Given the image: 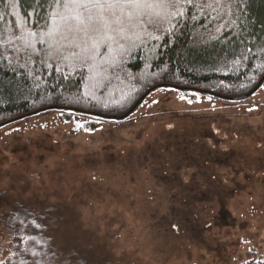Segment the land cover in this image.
I'll list each match as a JSON object with an SVG mask.
<instances>
[{"label": "rangeland", "instance_id": "374dc122", "mask_svg": "<svg viewBox=\"0 0 264 264\" xmlns=\"http://www.w3.org/2000/svg\"><path fill=\"white\" fill-rule=\"evenodd\" d=\"M84 120L52 107L0 125V262L21 204L55 219L36 264H264V85L248 99L161 86Z\"/></svg>", "mask_w": 264, "mask_h": 264}, {"label": "trees", "instance_id": "16d2710c", "mask_svg": "<svg viewBox=\"0 0 264 264\" xmlns=\"http://www.w3.org/2000/svg\"><path fill=\"white\" fill-rule=\"evenodd\" d=\"M49 11L47 0H0V125L57 107L84 113L79 129L94 130L161 86L192 99L229 98L248 94L264 76V0H179L157 8L154 25L136 29L139 39L94 72L39 42ZM16 206L13 248L0 264H36L59 238L55 219Z\"/></svg>", "mask_w": 264, "mask_h": 264}, {"label": "snow or ice", "instance_id": "6c2138e0", "mask_svg": "<svg viewBox=\"0 0 264 264\" xmlns=\"http://www.w3.org/2000/svg\"><path fill=\"white\" fill-rule=\"evenodd\" d=\"M178 2L47 0L50 23L45 25L48 31L39 34V42L48 43L63 59L79 61L94 72L102 64H114L127 51L125 43L139 39L136 29L154 25L153 10H166ZM28 35L35 38L38 34L29 32Z\"/></svg>", "mask_w": 264, "mask_h": 264}, {"label": "water", "instance_id": "95a60500", "mask_svg": "<svg viewBox=\"0 0 264 264\" xmlns=\"http://www.w3.org/2000/svg\"><path fill=\"white\" fill-rule=\"evenodd\" d=\"M264 83V76L263 78L260 80V82L258 83V85L254 88V90H252L251 92H249L248 94L244 95V96H239V97H229V98H224V99H248L250 98ZM219 98H222L219 96ZM134 109H132L128 114H130Z\"/></svg>", "mask_w": 264, "mask_h": 264}]
</instances>
